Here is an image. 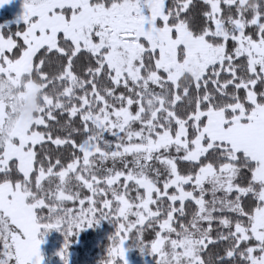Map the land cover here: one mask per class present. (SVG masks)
<instances>
[{"label": "trees", "instance_id": "16d2710c", "mask_svg": "<svg viewBox=\"0 0 264 264\" xmlns=\"http://www.w3.org/2000/svg\"><path fill=\"white\" fill-rule=\"evenodd\" d=\"M121 1L90 2L93 5L108 6ZM210 1L219 3L217 19L229 36L225 40L213 34L215 23L211 16L209 0L164 2L165 25L175 27L183 23L193 37H204L210 45L224 47L222 62L208 66L198 78L186 73L175 84L167 82L168 73L157 69L158 51H145L138 62L141 67L140 79L136 82L126 79L114 84L112 72L99 56L88 50L76 52L73 43L61 33L56 36L58 51L44 47L34 55L30 80L38 86H44L40 92L41 96L51 98L55 104L47 109V114L41 113L45 124L33 127L35 132L43 136V141L33 146V171L28 179L17 170L15 161H11L9 171L0 172V185L7 182L12 185L21 184L29 194L27 203H33L36 199L44 202V206L36 210L37 221L49 238L57 242L58 246L64 247L62 259L55 264H121L109 255L112 246L117 243L109 222L112 221V215L117 214L118 203L114 199L125 191L124 179L112 186H107L104 179L128 169H133L134 172L139 170L142 176L162 192L173 178L169 162L174 164L177 175L183 178L195 177L206 166L217 172L227 165H232L235 168L231 182L233 187L250 188L251 192L245 196L239 195L237 191L226 194L223 189L213 192L216 186L212 182L206 183L201 191H195L193 186L185 185L184 189L191 191L194 198L202 196L205 202L204 211L200 216L198 206L193 200L180 203L171 202L167 197L154 196L150 210L155 212L156 216L141 228L130 232L132 246L139 238L144 252L149 253L152 242L161 230L160 225L172 214L174 222L169 241L178 237L175 233L187 234L194 231L193 228L204 235L207 244L200 250V262L196 264H250V249H253L254 257L264 252V236L262 241L252 237L239 240V235L236 234V226L243 227L248 235L251 233L254 212L262 206L257 195L264 184L253 181L255 161L242 152L233 151L225 144L209 147L206 138L201 143L206 150L197 161L192 162L185 158L204 126L206 112L222 111L228 121L227 125L240 113L234 108L236 106H240L244 115L248 116L254 106L247 99V90L254 93L257 105H264V78L260 70L251 73L248 57L237 55V43L230 38L238 34L236 23L240 22L244 36L253 42L264 41V0H248L244 5H240L237 0ZM54 12L68 21L77 11L62 8L55 9ZM9 19V13H0V25ZM254 20L257 24H252ZM161 24L160 21L156 23L157 26ZM27 28L26 23L0 29L2 38L10 39L14 44L12 50L5 53L7 61L15 62L22 56L26 47L20 35ZM208 33L210 35H207ZM182 55V52L178 54V62H182ZM151 74H156L159 79H149ZM161 94L164 95L162 108L158 109L153 117ZM85 99L88 100L89 107L77 110ZM89 108L93 112L104 108L109 114L127 108L129 114L137 119L131 121L126 131L129 134L140 133L144 141L154 139L156 134L164 131L174 137L178 129L177 121L183 122L186 127L187 147L169 144L154 151L149 158L133 161L129 155H123L121 158L110 157L116 140V130H111L113 134H110L108 129L97 132L98 148L105 152L106 157H92L88 165V177H96L101 181L98 188H101L104 194L94 195L96 211L89 217V228L85 223L81 229L67 225L57 229L58 227L53 225L55 219L69 220L72 225L81 216L80 201L91 196L75 175L68 174L64 178L58 175L82 158L80 147L88 140L90 134L81 113L87 112ZM74 110L77 111L73 113ZM198 113L202 116L197 122V128L192 117ZM129 142L139 144L140 139ZM124 143L128 144L125 140ZM42 174L48 176L39 182ZM82 174H85V171ZM127 191L133 207L132 213L123 220L126 228L136 223V211L139 210L137 205L143 196V191L134 183L127 187ZM60 193L71 197L72 201L59 198ZM106 199H110V211L103 208ZM82 208H89L88 201L82 204ZM194 236L198 238L200 235ZM6 262L12 264L13 258L10 257ZM181 264L189 262L182 261Z\"/></svg>", "mask_w": 264, "mask_h": 264}, {"label": "rangeland", "instance_id": "374dc122", "mask_svg": "<svg viewBox=\"0 0 264 264\" xmlns=\"http://www.w3.org/2000/svg\"><path fill=\"white\" fill-rule=\"evenodd\" d=\"M90 1L0 0V13L7 12L10 15V19L0 25V29L10 25L28 24V28L20 35L26 48L15 62L5 59V53L10 52L14 46L13 42L2 38L0 34V172L9 171L11 161H15L17 170L26 180L33 171V146L43 141V136L35 132L33 127L45 124L41 113L47 114V109L55 103L51 98L41 96L40 92L44 86H38L30 80L32 59L44 47L58 51L56 36L59 33L73 43L76 52L88 50L93 55L99 56L103 64L112 72L114 84L124 82L126 79L134 82L140 79L141 67L138 66V62L145 51H158L157 69L167 72L166 81L172 84L186 73L198 78L208 66L220 64L223 60V45L212 46L205 41L204 37H193L183 23L175 27L165 25V0H122L120 3H112L108 6L93 5ZM237 1L240 5H244L248 0ZM209 3L215 23L213 34L225 40L229 36L217 19L219 3L210 0ZM62 8H70L77 12L73 13L67 21L62 15L54 12L55 9ZM157 21L162 24L157 26ZM252 24H257V21L254 20ZM236 29L238 34L230 38L237 43V55H246L251 73H255L258 69L264 78V41L253 42L244 36L240 22L236 23ZM180 52L183 53L182 62L177 61ZM149 79L156 81L159 78L156 74H151ZM163 97L164 95L161 94L159 106L153 113V117L158 109L162 108ZM247 99L254 106L253 111L246 116L242 108L236 106L234 108L240 113L233 121L244 127L258 130V142L261 143V149L251 154L256 163L253 181L264 184V105H257L251 90H247ZM89 105L88 100L85 99L77 110ZM81 115L90 134L88 140L80 147L82 158L58 175L61 178L68 174L75 175L91 196L80 201L81 216L72 225L69 220L55 219L53 225L58 227L57 229L62 225L81 229L85 223L89 228V217H92L96 211L93 203L94 195L104 194L103 190L98 188L101 181L96 177H88V165L92 157L94 155L106 157L105 152L98 148L97 132L108 129L110 134H113L111 130H116V140L110 157L121 158L123 155H129L133 161L149 158L154 151L169 144L187 147L186 127L183 122L177 121L178 129L174 137L168 131H164L156 134L154 139L144 141L140 133L129 134L126 131L131 121L137 119L129 114L127 108L115 110L112 114L104 108L98 112H93L89 108ZM201 116L202 114L198 113L192 117L197 128V122ZM242 120L247 122L244 123ZM204 138L205 132L200 130L193 142L192 150L188 151L185 157L188 161H197L203 155L206 150L201 144ZM235 138H238V141L242 140L240 137ZM136 139H140L139 144L129 142ZM124 140L128 143L127 145ZM210 145L209 147L215 146V144ZM169 164L173 178L162 192H159L154 184L142 176L139 170L134 172L133 169H128L104 179L107 186H112L120 179H124L125 191L116 195L114 199L118 203L117 214L112 215V221L109 222L113 235L117 239L109 255L114 260H119L121 264H181L182 261L187 260L189 264L200 262L198 254L207 244L204 235L193 228L194 231L187 234L175 233L178 237L169 241V235L173 231L172 214L160 225L161 230L152 242L149 253L144 252L139 238L132 246L130 232L141 228L156 216V213L150 210L154 196L167 197L171 202L179 201L180 203L193 200L198 206L200 216L204 211L205 202L202 196L194 198L191 191L184 189L185 185H191L195 191H201L206 183L212 182L216 186L213 192L223 189L226 194L237 191L241 196L251 192L250 188L233 187L231 182L235 168L232 165H227L217 172L212 167L206 166L195 177L183 178L177 175L174 164L172 162ZM83 171L85 174H82ZM47 176L48 174H42L39 182ZM132 183L143 191V196L137 205L139 210L136 211V223L126 228L123 220L132 213L133 207L127 187ZM28 197L29 194L21 184L12 185L7 182L0 185V264H6L10 257L13 258L12 264H55L63 257L64 247L58 246L57 242L49 238L45 229L41 228L37 221L36 210L43 207L44 202L36 199L33 203H27ZM257 197L262 202V206L254 212L251 233L248 235L243 227L236 226L239 240H247L250 237L257 241L263 239L264 187ZM59 198L72 201L71 197L61 193ZM85 201H88L89 208H82ZM103 208L106 211L111 210L110 199H106ZM69 234H71L70 231ZM194 235L200 236L197 238ZM252 251L253 249L249 250L250 264H264V252L254 257Z\"/></svg>", "mask_w": 264, "mask_h": 264}, {"label": "crops", "instance_id": "0c3cea01", "mask_svg": "<svg viewBox=\"0 0 264 264\" xmlns=\"http://www.w3.org/2000/svg\"><path fill=\"white\" fill-rule=\"evenodd\" d=\"M204 117L205 123L201 131L205 132V138L209 141V146H211L210 144H225L233 151L242 152L250 158H252L251 154L257 153L261 149L257 129L244 127L234 121L230 123L233 124L230 127V124L227 125L228 121L222 111H208L204 114ZM235 137H240L242 140L238 141V138Z\"/></svg>", "mask_w": 264, "mask_h": 264}]
</instances>
